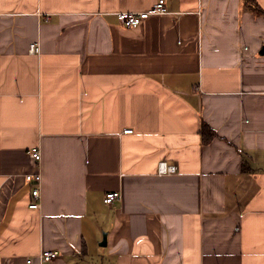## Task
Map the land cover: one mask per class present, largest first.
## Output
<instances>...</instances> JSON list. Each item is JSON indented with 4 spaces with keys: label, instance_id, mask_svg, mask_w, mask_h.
Listing matches in <instances>:
<instances>
[{
    "label": "crops",
    "instance_id": "crops-1",
    "mask_svg": "<svg viewBox=\"0 0 264 264\" xmlns=\"http://www.w3.org/2000/svg\"><path fill=\"white\" fill-rule=\"evenodd\" d=\"M156 1L0 0V264H264V0Z\"/></svg>",
    "mask_w": 264,
    "mask_h": 264
},
{
    "label": "built area",
    "instance_id": "built-area-1",
    "mask_svg": "<svg viewBox=\"0 0 264 264\" xmlns=\"http://www.w3.org/2000/svg\"><path fill=\"white\" fill-rule=\"evenodd\" d=\"M170 12L166 0H157L153 5L145 10L139 11H117L115 14L118 20L128 28H134L140 25V23L153 15L167 14ZM31 50H39V47L35 44L31 45ZM126 132H131L132 129L128 128ZM30 154L33 158L40 161L42 157V151L39 145H35L31 148ZM178 171V167L174 163H169L168 161L162 160L158 163V173L160 174H172ZM25 178L28 182H32L33 187L31 191L32 199L29 206L32 208L40 207V185L42 182V172L40 170L32 173H26ZM121 197V192L119 190L108 191L104 196L105 203H113L116 199ZM59 252L57 250H43L38 255L39 259H52L57 257ZM29 262L32 259L28 260Z\"/></svg>",
    "mask_w": 264,
    "mask_h": 264
},
{
    "label": "trees",
    "instance_id": "trees-1",
    "mask_svg": "<svg viewBox=\"0 0 264 264\" xmlns=\"http://www.w3.org/2000/svg\"><path fill=\"white\" fill-rule=\"evenodd\" d=\"M203 134L206 140H209L214 136V132L207 124L203 125Z\"/></svg>",
    "mask_w": 264,
    "mask_h": 264
},
{
    "label": "water",
    "instance_id": "water-1",
    "mask_svg": "<svg viewBox=\"0 0 264 264\" xmlns=\"http://www.w3.org/2000/svg\"><path fill=\"white\" fill-rule=\"evenodd\" d=\"M106 243H107V235L105 234L101 244L106 245Z\"/></svg>",
    "mask_w": 264,
    "mask_h": 264
}]
</instances>
